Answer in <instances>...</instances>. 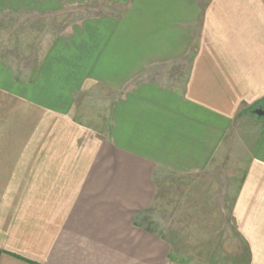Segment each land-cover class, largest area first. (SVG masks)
Listing matches in <instances>:
<instances>
[{
    "label": "crops",
    "instance_id": "obj_1",
    "mask_svg": "<svg viewBox=\"0 0 264 264\" xmlns=\"http://www.w3.org/2000/svg\"><path fill=\"white\" fill-rule=\"evenodd\" d=\"M71 9L96 11L29 68L0 54V264H264V0H0ZM239 140L217 237L145 223L159 174L195 177Z\"/></svg>",
    "mask_w": 264,
    "mask_h": 264
},
{
    "label": "rangeland",
    "instance_id": "obj_2",
    "mask_svg": "<svg viewBox=\"0 0 264 264\" xmlns=\"http://www.w3.org/2000/svg\"><path fill=\"white\" fill-rule=\"evenodd\" d=\"M95 11L71 9L49 15H0V54L9 56L7 59L19 69L29 68L67 21ZM252 115L255 121L250 127L256 128L264 117L254 112ZM240 142L233 143L231 152L223 154L212 168L195 177L159 174V192L145 223L157 230L163 226L165 235L173 242L183 239L184 243H193L201 237L205 240L217 237L214 232L221 230L227 219L245 166V155L237 152L241 150L237 148ZM184 224L190 228L182 237L176 234L175 227ZM200 230L203 235L199 234Z\"/></svg>",
    "mask_w": 264,
    "mask_h": 264
},
{
    "label": "water",
    "instance_id": "obj_3",
    "mask_svg": "<svg viewBox=\"0 0 264 264\" xmlns=\"http://www.w3.org/2000/svg\"><path fill=\"white\" fill-rule=\"evenodd\" d=\"M253 112L258 116L264 117V102L261 105H259L257 108H255Z\"/></svg>",
    "mask_w": 264,
    "mask_h": 264
}]
</instances>
